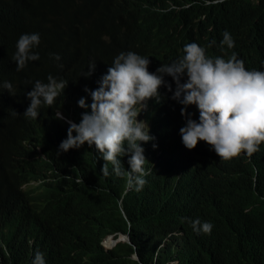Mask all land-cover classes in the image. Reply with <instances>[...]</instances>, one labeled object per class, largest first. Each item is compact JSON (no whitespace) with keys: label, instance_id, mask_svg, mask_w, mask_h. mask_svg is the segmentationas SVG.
<instances>
[{"label":"trees","instance_id":"16d2710c","mask_svg":"<svg viewBox=\"0 0 264 264\" xmlns=\"http://www.w3.org/2000/svg\"><path fill=\"white\" fill-rule=\"evenodd\" d=\"M0 23V32L16 39L30 31L55 35L60 61L72 64L109 62L128 50L155 65L170 63L181 56L184 43L196 40L212 56L226 59L235 52L245 67L264 66V0H0ZM225 30L234 40L232 48L220 45ZM48 63L40 56L20 71L0 67V82H11L14 93L0 87V114L35 76L28 69L46 66V76L54 68ZM64 125L53 118L20 132L0 126L4 154L11 160L10 170L0 173L6 195L24 213L50 210L66 219L64 227H54L60 234L49 264H264L261 156L232 168L208 154L194 155L211 205L179 214L168 206L165 176H154L138 193L127 191L126 175H102L91 151L58 154L56 140ZM32 168L41 182L22 187ZM194 219L211 222L212 232L195 236ZM121 233L129 235V243L118 242L111 250L102 246L106 237L117 239Z\"/></svg>","mask_w":264,"mask_h":264},{"label":"clouds","instance_id":"9594fccd","mask_svg":"<svg viewBox=\"0 0 264 264\" xmlns=\"http://www.w3.org/2000/svg\"><path fill=\"white\" fill-rule=\"evenodd\" d=\"M6 35L9 39L0 42V48L13 44L15 52L11 58L10 54L0 58L5 71H20L29 61L39 60V54L60 60L53 37L39 32L21 33L18 39L11 32ZM220 45H234L227 30L222 33ZM37 46L39 49L34 51ZM180 55L157 68L148 56L132 50L120 51L110 63L87 59L72 64L61 77L74 84L85 82L74 96H60L65 81L52 75L56 67L51 63L53 72L46 82L36 80L30 91L24 90L22 102L27 107L12 104L1 118V125L12 130L18 120L22 131L29 123L64 120L68 126L59 133L58 154L92 146L98 154L97 162H105L100 169L102 175H126L127 186L137 191L147 178L144 152L160 155L170 140H180L187 149L198 144L223 160L251 155L261 156L264 163V148L259 147L264 142V66L245 67L235 52L226 59L213 57L193 40L181 47ZM166 77H171V81ZM0 87L14 95L11 82H0ZM157 108L161 109L151 115ZM68 109L72 110L67 118L64 112ZM22 116L30 119L22 120ZM183 117L185 122L177 131L176 125ZM77 118H81L79 122L75 121ZM218 156L213 157L219 160ZM125 163L128 167L123 170ZM10 168L11 161L5 157L4 143L0 141V173ZM26 171L24 186L41 182L33 168ZM160 172L155 168L152 174ZM159 176L180 181L183 176L191 181V176L200 181V163L197 161L195 167L187 164L183 176L165 171ZM177 191L169 193L171 201L192 199L190 189H180V198L174 197ZM171 209L181 214L185 211L177 206ZM53 214L48 210L24 213L17 200L6 195L0 182V260L7 264H29V260L30 264H49L45 255L55 254L56 243L46 245L42 235L47 233V227L62 228L66 223L65 218ZM191 225L197 237L210 234L213 229L211 222L199 219L191 220Z\"/></svg>","mask_w":264,"mask_h":264},{"label":"bare ground","instance_id":"6f19581e","mask_svg":"<svg viewBox=\"0 0 264 264\" xmlns=\"http://www.w3.org/2000/svg\"><path fill=\"white\" fill-rule=\"evenodd\" d=\"M0 27H3L2 25H1V23H0ZM7 33H3V32H0V35H2V37L0 38V42H3V41H5V40H8L9 38H8V36L6 35ZM44 36H50L51 34H43ZM39 49V47L37 46V48L36 49H34V51H37ZM229 51H231V49H228L227 50V53L226 54H228V52ZM15 52V46L13 45V44H9V45H2L1 46V48H0V58L1 57H5V55L6 54H13ZM40 56H46V58L48 59V62H50V63H48V64H51V63H54L55 64V71L53 72V76H55L57 79H63L64 81H68V80H70V79H66V78H63V77H61V74H62V72L68 67V66H70V65H72V60H70V61H57V60H55L53 57H51L50 55H48V54H40ZM52 61V62H51ZM39 69V67H35V68H33V69H29V70H31V71H33V74L35 75V76H33L32 77V79L28 82V91H30L31 90V88H32V84H33V82L34 81H36V80H41V81H43V82H46V78H47V76L48 75H46V76H43L42 75V73H43V71H39L38 70ZM24 74V73H23ZM23 80V79H22ZM72 81V80H71ZM25 82V81H24ZM84 84H85V82H82V83H78V84H74L73 83V81L71 82V84H68V86H67V84L65 85V88H64V90H63V93L60 95V96H64V95H66V94H68V93H72V92H76V91H78L81 87H83L84 86ZM13 85V84H12ZM60 96H58V97H60ZM57 97V98H58ZM21 106L23 107V108H26L27 107V105L25 104V103H21ZM161 108H157V109H155L154 111H152V113H151V115H153L155 112H158L159 110H160ZM6 114H8V111H4L2 114H0V118L2 117L1 115H6ZM26 119H30V118H26ZM26 119H24V116H22V120H26ZM15 126L16 127H19L20 126V123H19V121L18 120H16L15 121ZM27 127H29V126H27ZM27 129V128H26ZM113 242H112V239L111 238H108L106 241H105V246H107V247H111V246H113Z\"/></svg>","mask_w":264,"mask_h":264},{"label":"water","instance_id":"95a60500","mask_svg":"<svg viewBox=\"0 0 264 264\" xmlns=\"http://www.w3.org/2000/svg\"><path fill=\"white\" fill-rule=\"evenodd\" d=\"M125 238H127V237H125ZM128 239V238H127Z\"/></svg>","mask_w":264,"mask_h":264}]
</instances>
